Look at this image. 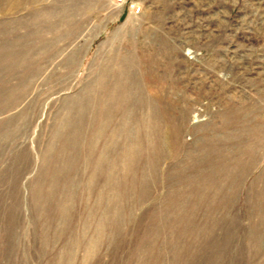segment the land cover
<instances>
[{"label": "rangeland", "instance_id": "1", "mask_svg": "<svg viewBox=\"0 0 264 264\" xmlns=\"http://www.w3.org/2000/svg\"><path fill=\"white\" fill-rule=\"evenodd\" d=\"M0 264H264V0H0Z\"/></svg>", "mask_w": 264, "mask_h": 264}]
</instances>
